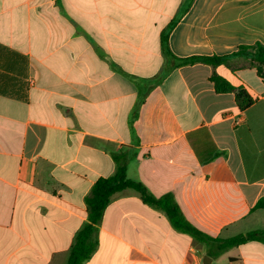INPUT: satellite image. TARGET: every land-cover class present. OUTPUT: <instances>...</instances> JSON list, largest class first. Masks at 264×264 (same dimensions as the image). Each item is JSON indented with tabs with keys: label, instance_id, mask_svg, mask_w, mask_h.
<instances>
[{
	"label": "crops",
	"instance_id": "obj_1",
	"mask_svg": "<svg viewBox=\"0 0 264 264\" xmlns=\"http://www.w3.org/2000/svg\"><path fill=\"white\" fill-rule=\"evenodd\" d=\"M172 23L179 59L264 46V0H0V264H67L118 161L212 238L264 230V80L240 57L175 68ZM96 240L84 264H264L256 241L211 256L133 190Z\"/></svg>",
	"mask_w": 264,
	"mask_h": 264
},
{
	"label": "trees",
	"instance_id": "obj_2",
	"mask_svg": "<svg viewBox=\"0 0 264 264\" xmlns=\"http://www.w3.org/2000/svg\"><path fill=\"white\" fill-rule=\"evenodd\" d=\"M175 23H172L162 35V45L168 61L175 68L190 66L198 63L218 67L226 64L231 57L244 58L252 67L257 70L258 76L264 80V46L256 44L253 46L241 47L239 50L224 57H192L179 59L175 57L168 46V37L173 30ZM216 89L219 93H230L234 88L223 78L214 75L212 77ZM236 102L241 110H247L254 104V99L245 91L240 90L236 94ZM118 168L114 176L101 178L93 186L90 195L86 198L88 209V222L78 232L75 243L70 251L67 264H84L92 259L98 249L96 235L99 231L104 213L114 198L128 190L135 191L142 202L155 210L164 212L172 226L179 232L188 234L204 243L210 249L214 248V253L209 254L217 257L230 249L247 244L249 242L264 243V230H256L247 234H241L227 239L212 238L192 226L184 217L178 203L171 195L160 198L150 193L148 188L141 182L128 178L127 165L125 162H117Z\"/></svg>",
	"mask_w": 264,
	"mask_h": 264
},
{
	"label": "water",
	"instance_id": "obj_3",
	"mask_svg": "<svg viewBox=\"0 0 264 264\" xmlns=\"http://www.w3.org/2000/svg\"><path fill=\"white\" fill-rule=\"evenodd\" d=\"M212 263V259L208 256H205L204 258V264H211Z\"/></svg>",
	"mask_w": 264,
	"mask_h": 264
}]
</instances>
